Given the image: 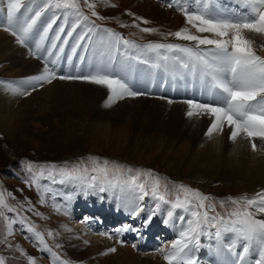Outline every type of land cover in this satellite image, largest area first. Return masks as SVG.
<instances>
[{"label": "snow or ice", "instance_id": "1", "mask_svg": "<svg viewBox=\"0 0 264 264\" xmlns=\"http://www.w3.org/2000/svg\"><path fill=\"white\" fill-rule=\"evenodd\" d=\"M161 2L167 8H174L185 21L184 27L168 35L190 43L149 42L141 46L110 28L97 25L92 17L109 19L98 13L99 3L116 7L109 0H0V27L43 62L40 73L24 81L27 88L6 81H0V85L23 96L54 80H79L105 88L108 92L105 107H112L120 100L150 94L139 90L137 82L162 73L172 81L198 86L200 99L193 94L192 98L178 102L187 105V117H206L210 121L206 136L223 134L227 128L231 141L245 139L253 152L264 151V55L258 54V49L264 50V41L257 44L254 39L257 35L264 37V0H238L242 9L221 0ZM134 20L150 23L142 17ZM130 26L146 34L158 31L140 27L138 23ZM89 52L95 58L85 63L86 56L79 53ZM74 58L85 63V68L81 69L78 63L75 73H63L61 65H72ZM156 98L167 99L169 104L177 102L167 97ZM88 159L92 162L90 168L76 165L65 169L27 162L29 179L25 183L36 190L41 205L46 204L53 192L48 184L40 182L48 179L52 183L78 184L84 196L113 192L118 194L117 199L133 220L144 214L140 227L129 223L113 229L112 233H97L109 239L125 232H134L143 238L141 228L159 217L163 226L176 233L170 246L166 243L154 250L165 264H203L198 254L204 248L215 251L219 264H264V192L253 198L243 196L220 201L223 211L218 212L216 201L209 195L184 184L169 186V182L151 170L124 169L108 160ZM146 197L151 204L145 201ZM64 199L70 202L72 194H64ZM229 202L233 205L231 209L225 207ZM53 207L57 212L68 213L65 205ZM5 209L15 215H6ZM20 209L44 218L28 198L20 204ZM0 219L4 222L0 245L19 252L27 264H37V259L13 243L17 230L27 232L29 235L25 238L32 240L40 252L49 254L52 264H71L49 246L44 234L36 230L27 216L20 215L18 208L6 202L3 193H0ZM89 219L84 217L81 222L88 223ZM17 224L19 229H14ZM47 236L54 237V234L48 231ZM132 247L136 248V244ZM115 251L110 248L103 254ZM0 264H6L2 256Z\"/></svg>", "mask_w": 264, "mask_h": 264}, {"label": "bare ground", "instance_id": "2", "mask_svg": "<svg viewBox=\"0 0 264 264\" xmlns=\"http://www.w3.org/2000/svg\"><path fill=\"white\" fill-rule=\"evenodd\" d=\"M234 4L231 6L237 8V3ZM254 39L257 44L264 41V37L258 35ZM79 54L86 56L85 63L95 58L91 52ZM78 63L81 69L85 68V63L74 58L72 65L62 64L61 71L66 74L75 73V65ZM0 68L6 82L27 88L24 81L39 74L43 62L33 56L28 47L21 46L10 32L0 31ZM136 87L150 94L126 98L112 107H105L107 90L84 81L54 80L32 91L30 95L23 96L14 94L2 85L0 123L9 136H13L19 129V121L39 134L66 138L76 137L83 132L93 141L96 140V146L100 143L103 146L109 144L108 146L118 151L123 147L126 150L124 153L135 154L142 160H153L158 156L167 160L169 168L176 165L187 168V181L190 182L236 184L239 190L264 188V151L258 149L253 152L245 139L231 141L230 130L227 128L223 134H214L209 138L205 133L210 121L206 117H187V105L178 101L186 97L192 98L193 89L198 86L180 80L172 81L162 73H157L153 79L137 82ZM156 97H167L177 102L169 104L167 99ZM195 98L200 99V95L195 94ZM256 143L259 144L260 141L257 140ZM116 204V197L108 193L104 196L100 212L98 208H94V214L102 215L99 223L110 225V233L117 225L134 223L137 227L141 226L143 213L135 220L130 216L125 219L126 215L116 210ZM90 213L71 212L73 229L86 234L83 235L84 238L91 236L98 244L105 240L110 248L116 249L114 253H118L117 264H165L159 254H148L144 249L149 247L148 250H154L158 247L155 240L156 223L150 228H141L142 235H147L146 238H140L134 232H125L120 236L113 235L112 239L105 235L103 240L100 236H93L92 232L96 229L94 224H79V219L90 218ZM157 223L161 225L159 217ZM165 236L162 235L161 239ZM121 240L124 241L123 245L119 242ZM133 240L135 243H132ZM133 244H136V248L132 247ZM22 248L29 250L26 241H22ZM94 250L98 251L97 244ZM105 252L107 249L103 251ZM198 256L203 264H219L212 249L204 248ZM111 258H102V264H108Z\"/></svg>", "mask_w": 264, "mask_h": 264}, {"label": "rangeland", "instance_id": "3", "mask_svg": "<svg viewBox=\"0 0 264 264\" xmlns=\"http://www.w3.org/2000/svg\"><path fill=\"white\" fill-rule=\"evenodd\" d=\"M221 2L229 4L230 6L237 3V8L240 9L243 7L239 2L234 0H221ZM109 3L116 5V7H106L103 3H99L97 7L98 13L109 19L96 20L95 17H92V19L95 20L97 25L110 28L125 39L135 42L137 45L143 46L149 42L190 43L178 41L168 35V33L175 32L184 27L185 21L179 12L174 8L165 7L161 0H109ZM85 12L90 15L87 9H85ZM128 13H132L133 15H128ZM134 17H142L150 23L142 24L139 21H135ZM133 23L140 24V27L153 28L158 31L152 34L142 33L139 28L130 26ZM121 24L129 26L122 27ZM0 31L4 32L3 27H0ZM258 51V54L264 55V50L258 49ZM1 73L2 69L0 68V81H5V76ZM1 88L2 85H0V91ZM193 93L199 95L198 87L193 89ZM0 124V193H3L6 202L10 206L19 209L20 215L27 216L29 222L36 225V230L44 234L49 246L53 247V250L62 258L69 259L71 264H102V258L107 256L112 257L108 264H117L116 254L118 253L111 252L108 255H103V251L108 250L111 246L107 245L103 239L105 235L103 236L97 233L100 230L110 233L111 228L109 224L99 223L102 215L100 213L94 214V208H98L97 210L100 212V208L104 204L105 194L110 193L116 199L118 194L104 192L84 196L80 193L78 184L52 183L48 179H42L40 182L42 184H48L53 189V192L48 195L46 204L41 205L36 190L34 188L30 189L25 183L29 179L27 162L56 165L58 168L65 169L76 165H81V167L87 165L90 168L92 162L88 158L96 157L101 162L108 160L112 164L122 166L124 169L151 170L154 174H158L163 181L169 182V186L172 183L184 184L209 195L216 201L218 212L223 211L219 207L220 201H228L229 198H240L243 196L253 198L257 193L264 192V188L258 189L257 187L239 190L236 184L229 183L207 182L201 184L190 182L187 181V168L177 165L174 168H169L170 166L167 164V160L158 158V156L153 160H142L141 157L135 154L124 153L126 150H123V147L118 151L108 146L109 144L103 146L100 143V145L97 144L96 146V140L93 141L90 136H85L83 132L76 137L69 136L66 138L53 134H39L34 133L31 127L19 121V129L16 130L13 137L7 135V132L2 129V123ZM82 161L83 164H81ZM57 179L59 180L60 177H57ZM64 194H72V200L67 202L64 199ZM53 196H55V199L52 198ZM26 198L31 200L35 211L41 213L44 218L20 209V204L25 202ZM145 201L149 202V204L152 203L148 197L145 198ZM117 202L119 206L117 207L118 204H116V210L124 213L126 215L124 218L128 219L129 215L122 207L121 201L117 199ZM54 204L65 205L68 208V213L64 211L57 212L53 207ZM24 207H27L26 203ZM225 207L231 209L233 205L229 202L226 203ZM4 211L6 215H15V213H8L6 209ZM75 211L91 212L87 224H94V228L96 229L95 231L93 230L94 232L92 234L95 237L100 236L104 240L101 241V244L96 243L97 241L93 240L91 236L84 238L83 235L86 234L73 229L74 225L70 216L72 217L73 214L71 212ZM157 218H154V223L157 224L155 232L156 245L159 247L167 243L170 246V242L176 238V233L173 229L158 224ZM79 220V224H81L83 219L81 218ZM154 223L146 228H150ZM87 224L85 223V225ZM13 227L14 229H19L20 226L17 224ZM117 227L120 226L117 225ZM3 230L4 222L0 219V232ZM48 231L53 232L54 237H48ZM27 235H29L27 232L15 231L13 243L22 247V241H26L29 250L23 249L28 255L37 259V264H52L49 254L42 253L37 247H34L32 240L25 238ZM162 235L168 236L169 239L166 236L164 239H161ZM146 237L147 235L144 238ZM133 242L135 243V240ZM56 244H60L62 247L56 248ZM95 244L98 246V251L94 250ZM128 245H131V242H128ZM148 248H144L148 254L156 253L154 251L155 249L148 250ZM0 256L5 258L6 264H27L26 258L21 256L19 252H14L2 245H0Z\"/></svg>", "mask_w": 264, "mask_h": 264}]
</instances>
